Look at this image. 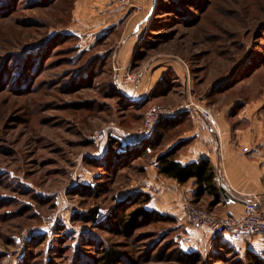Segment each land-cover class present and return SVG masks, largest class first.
Returning a JSON list of instances; mask_svg holds the SVG:
<instances>
[{"label": "rangeland", "instance_id": "rangeland-1", "mask_svg": "<svg viewBox=\"0 0 264 264\" xmlns=\"http://www.w3.org/2000/svg\"><path fill=\"white\" fill-rule=\"evenodd\" d=\"M89 2L94 7L82 8ZM107 2L53 0L30 5L29 0H16L2 9L0 264H95L99 251L110 248L120 254L121 264H249L247 252L217 244L219 239L211 244H180L183 233L176 223L139 220L121 233L111 224L97 228L73 221L74 214L92 207L101 209L98 220L104 217L115 207L117 195L145 179V169L154 157L186 129L179 126L169 131L151 157L135 158L128 166L103 171L89 163L96 160L102 145L107 149L106 135L127 140L134 134L138 138L148 108L176 110L187 96L180 80L173 92L166 88V95L135 108L123 104L122 93L109 87L120 73L114 44L129 32L128 18L95 49L78 61L73 59V42L62 41L61 36L74 29L87 31L88 25L79 23L81 18L93 22L104 16L101 9ZM150 6L138 27L140 42L126 73L137 74L139 79L154 65L177 63L190 78L194 105L204 109L203 104L212 107L220 96L222 100H247L264 90V0H152ZM47 39L49 47L35 75L26 67L25 71L19 69L29 59L27 52ZM111 47L94 77L71 82L84 77L88 62ZM24 78L32 82L23 93L13 92L12 86ZM224 80L220 88H226L219 97L214 96L211 89ZM201 99L203 103L197 104ZM89 175L99 176L101 194L95 199L73 191L80 179H91ZM208 202L214 201L205 199ZM185 204L215 215L202 203L184 199ZM132 208L135 206H129L125 214ZM47 218L55 219L54 226L41 232V241L28 244L26 236L47 226ZM177 251L197 254L199 261H190Z\"/></svg>", "mask_w": 264, "mask_h": 264}, {"label": "crops", "instance_id": "crops-1", "mask_svg": "<svg viewBox=\"0 0 264 264\" xmlns=\"http://www.w3.org/2000/svg\"><path fill=\"white\" fill-rule=\"evenodd\" d=\"M151 1L127 0L124 4H118L113 0H108L106 7L101 9L104 16L93 19V22L86 17L87 15L85 16L86 19L81 18L79 23L88 25L86 26L87 31L74 29L67 34L76 36L79 51L87 53L111 37L112 33L117 30L119 23L128 18V21L131 22L129 32L123 34L114 44L115 62L120 73L115 76L113 84L119 92L125 99L139 107L148 99L152 100L157 95L158 97L166 95V88L170 90H167L168 93L173 92L174 88L177 87L176 83L180 80L182 81L183 92L187 94L181 106L189 105V107L173 117L175 128L184 126L186 129L167 143L164 150L158 155L176 149V162L181 166L207 160L213 169V182L217 187L219 183L222 184L230 196L235 199L257 196L264 203V90L247 100L238 97L222 100L220 95L223 90H216V88H220L226 79L223 82L215 83L216 85L211 89L212 93L214 96L220 97L212 107L203 104L214 118L215 126L212 127L191 106L195 103L192 99L193 91L189 88L190 78H186L182 67L177 63L154 65L140 75L137 83H123V76L129 71L132 58L140 42L137 33L138 27L150 13ZM89 3L83 4L82 8L94 7L92 2ZM139 11L145 12L140 14ZM128 15L129 17H126ZM111 49L112 47L103 54H97V57L102 59ZM96 59L89 61L83 68L85 69L82 72L83 76ZM169 75H172V78H169ZM204 99L196 101L197 104H202ZM109 137L114 136L108 134L105 136V140ZM130 137L133 138L127 139L125 142L134 144L137 139H134L136 135L132 134ZM115 138L118 137L115 136ZM105 151L106 146L103 148L102 145L95 159H102ZM158 155L145 169L147 171L146 178L135 182L132 190H125V193L118 194L116 199L118 201L124 200L134 192L147 193L151 199L146 209L175 219L176 225L182 229L183 239L179 241L180 244H211L208 230L205 227L197 229L190 224L188 215L183 209L184 199L202 203L209 207L216 216L233 218L242 215L241 203L230 197H228L230 202H226L220 190L219 199L212 204L205 203L207 198L209 201L212 200L207 195L195 199L193 179H189L184 184H178L174 180L163 178L157 174L156 157ZM90 177L89 180L80 179V184H91L94 175ZM217 244H226L240 252H250L264 258V242L255 234L245 233L234 239L229 233H226L219 238ZM185 248L188 249L189 247Z\"/></svg>", "mask_w": 264, "mask_h": 264}, {"label": "trees", "instance_id": "trees-1", "mask_svg": "<svg viewBox=\"0 0 264 264\" xmlns=\"http://www.w3.org/2000/svg\"><path fill=\"white\" fill-rule=\"evenodd\" d=\"M5 2H0V16H2L3 12L2 9H7L14 3L16 0H4ZM53 0H29L30 5H40L50 3ZM62 41L69 40V42H73L72 53L73 59L78 61L81 57H83L86 52L79 51L77 46L78 38L71 34H64L61 36ZM49 41L45 40L42 44L38 45L37 47H32L28 52V60H26L24 65H20L19 69L25 71L33 72V75L38 71L40 64L43 62L42 58L46 54V51L49 47ZM35 51V55H32ZM34 56L35 59L33 60L30 58ZM32 60V61H31ZM31 61V62H30ZM101 63V59L97 58L95 62L90 66L86 75L82 78H73L71 80L72 83L79 82V81H86L94 74L97 70L98 63ZM24 62V61H23ZM32 63V64H31ZM16 79V78H15ZM28 82L25 78L22 79L21 83L14 84L12 86L13 92L16 93H23L24 89L27 87ZM12 83V82H11ZM21 85V86H20ZM21 87V88H20ZM113 90H118L115 84L111 83L109 86ZM19 88L21 89L19 92ZM226 87L223 88H216L219 90H224ZM18 90V91H16ZM120 93V92H119ZM123 99V104L126 102L129 104L130 107L138 108L139 106L133 104L131 101L125 99V97L121 96ZM176 116V115H175ZM174 117V116H173ZM173 117H162L158 120L155 125V128L152 134L146 139H136L134 144H128L125 142L123 138H115L109 137L107 139V149L105 151L104 156L100 160L90 159L89 163L94 168H101L103 171H110L116 165L128 166V163L135 158H145L150 156L149 154L158 148L162 142L163 138L169 131H172L175 128V120ZM85 145H90V142L85 141ZM151 157V156H150ZM156 172L159 176L167 179H171L176 181L178 184H184L189 179H193L194 181V198L198 199L205 195L210 196L214 202H216L219 197V188L214 184V172L213 169L210 167L207 160H201L198 163H191L185 166H181L179 163L176 162V149H171L167 152H164L156 157ZM140 173H143V168L138 170ZM98 177L93 178L92 183L88 185L79 184L73 191H77L76 194L80 197H92L96 198L100 196L101 191L100 187L97 184L99 180ZM150 195L143 192H134L126 197L124 200L116 201L115 207L112 210H108L104 217L98 220L100 208L99 207H92L87 210L85 213H76L73 216V221L77 220L83 223H91L95 224L97 228L110 226H118L119 231L124 233L130 229H132L135 224L139 220H150V221H158L161 223L166 224H175V219L160 215L156 212L149 211L146 209L147 204L150 202ZM134 205L135 208L126 215V211L128 210L129 206ZM28 208H22L23 212H26ZM44 235L42 233L36 234L31 236L28 241V244H36L42 240ZM180 256L190 259V261L197 262L199 261V256L197 254H184L179 252ZM247 260L249 264H264V258L256 255L254 253H247ZM122 258L120 254L116 252L114 249H103L99 251V256L95 261V264H121Z\"/></svg>", "mask_w": 264, "mask_h": 264}, {"label": "built area", "instance_id": "built-area-1", "mask_svg": "<svg viewBox=\"0 0 264 264\" xmlns=\"http://www.w3.org/2000/svg\"><path fill=\"white\" fill-rule=\"evenodd\" d=\"M118 4H124L127 0H113ZM138 80L137 74L126 73L123 78L124 84H134ZM198 113H200L207 122L214 127L215 121L208 109L191 105ZM187 106H180L176 110H168L160 106H153L148 108L145 113L140 135L137 139L142 140L148 138L158 120L162 117H173L180 111L187 109ZM219 190L225 191L226 195L232 199L226 188L222 184H218ZM235 201L242 205V215L238 218L233 217H219L208 214L206 212L197 210L191 205H184L183 209L187 213L189 222L194 228L205 227L209 233L210 243H214L217 239L229 233L234 239L240 237L242 234H255L258 235L264 242V203L261 198L251 196L246 198H237ZM49 224L42 226L40 230L31 231L26 236L29 239L31 236L38 232H45L52 228L55 224L54 218H47Z\"/></svg>", "mask_w": 264, "mask_h": 264}, {"label": "water", "instance_id": "water-1", "mask_svg": "<svg viewBox=\"0 0 264 264\" xmlns=\"http://www.w3.org/2000/svg\"><path fill=\"white\" fill-rule=\"evenodd\" d=\"M220 193L222 194V196H223V198H224V200H225L226 202H230V199H229L228 196L226 195L225 191L221 190Z\"/></svg>", "mask_w": 264, "mask_h": 264}]
</instances>
